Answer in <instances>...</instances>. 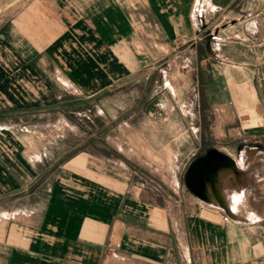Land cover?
Returning <instances> with one entry per match:
<instances>
[{
    "label": "crops",
    "instance_id": "0c3cea01",
    "mask_svg": "<svg viewBox=\"0 0 264 264\" xmlns=\"http://www.w3.org/2000/svg\"><path fill=\"white\" fill-rule=\"evenodd\" d=\"M192 2L0 4V264H264V97L253 77L232 75L216 103L221 120L236 108V144L212 148L237 178L208 179L211 148L185 141L167 145L164 162L157 149L144 159L159 129L143 127V57H159V26L191 39ZM144 34L154 48L144 51Z\"/></svg>",
    "mask_w": 264,
    "mask_h": 264
},
{
    "label": "rangeland",
    "instance_id": "374dc122",
    "mask_svg": "<svg viewBox=\"0 0 264 264\" xmlns=\"http://www.w3.org/2000/svg\"><path fill=\"white\" fill-rule=\"evenodd\" d=\"M248 1L242 9L230 12L216 9L210 0H193L190 40H183L180 34L170 40L159 26V57H143L144 81H148L142 96L143 127L159 129L158 136L144 138V144L152 141L155 150L149 153L151 149L146 147L144 159H155L157 149L164 162L166 146H182L183 141L185 147L192 152L198 148L202 155L212 147L231 149L236 144L237 138L229 134L239 127L236 108L226 107L221 114L226 118L219 117L216 103L221 88L232 75L239 83L253 77L256 91L252 88V92L264 97V0ZM149 48L154 46L144 34L143 49ZM232 92L239 95L237 89ZM231 172L238 177L233 168L220 172L218 178Z\"/></svg>",
    "mask_w": 264,
    "mask_h": 264
},
{
    "label": "water",
    "instance_id": "95a60500",
    "mask_svg": "<svg viewBox=\"0 0 264 264\" xmlns=\"http://www.w3.org/2000/svg\"><path fill=\"white\" fill-rule=\"evenodd\" d=\"M232 165H234L233 158L217 148H211L208 150L202 162L204 176L208 179H212L216 173H219L222 169L228 168Z\"/></svg>",
    "mask_w": 264,
    "mask_h": 264
},
{
    "label": "bare ground",
    "instance_id": "6f19581e",
    "mask_svg": "<svg viewBox=\"0 0 264 264\" xmlns=\"http://www.w3.org/2000/svg\"><path fill=\"white\" fill-rule=\"evenodd\" d=\"M226 169H229V168H224V169H222L221 171H224V170H226ZM220 171V172H221ZM218 178V177H217ZM206 195V198H209V195L210 194H212V193H210V191H207L206 193H205ZM213 195H214V197H215V202L216 203H218L219 205H223V206H225V207H227L226 206V203H225V201H224V198H223V195L222 194H220V193H213Z\"/></svg>",
    "mask_w": 264,
    "mask_h": 264
}]
</instances>
